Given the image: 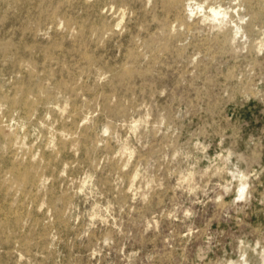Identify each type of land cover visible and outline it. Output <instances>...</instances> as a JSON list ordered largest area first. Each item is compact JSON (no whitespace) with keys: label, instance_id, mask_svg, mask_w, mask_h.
Wrapping results in <instances>:
<instances>
[{"label":"rangeland","instance_id":"1","mask_svg":"<svg viewBox=\"0 0 264 264\" xmlns=\"http://www.w3.org/2000/svg\"><path fill=\"white\" fill-rule=\"evenodd\" d=\"M262 201L264 0H0V264H264Z\"/></svg>","mask_w":264,"mask_h":264},{"label":"clouds","instance_id":"2","mask_svg":"<svg viewBox=\"0 0 264 264\" xmlns=\"http://www.w3.org/2000/svg\"><path fill=\"white\" fill-rule=\"evenodd\" d=\"M211 145H208L207 147H205L204 151L207 153L208 151V148L210 147ZM208 169H206L207 171ZM191 175V173H190ZM228 175L231 176V179H232V182H235L237 181L238 179V176L236 173L232 172V171H229L228 172ZM247 179H249V177L245 176V174L243 173V171H240L239 172V180L241 181V183H239L238 185H235V192H236V195L234 197V200L232 201L233 203H237V202H246V196H247V201L250 199V193H248V188L250 187V185L248 183H244L243 181H246ZM229 181H225V184H228ZM199 187V186H197ZM195 189H192L190 191V194L192 192H194ZM232 193V189L231 188H225L224 189V195L223 196H217L216 197V200L217 202H221L223 201L224 202V196L228 195ZM262 203H264V201H262ZM185 215L186 216H190L191 213L186 211L185 212ZM243 244V240H239L238 241V252H239V247L240 245ZM247 255V253H245V256ZM240 259H243L242 257ZM228 260V264H237V261L236 260H233V259H227Z\"/></svg>","mask_w":264,"mask_h":264},{"label":"bare ground","instance_id":"3","mask_svg":"<svg viewBox=\"0 0 264 264\" xmlns=\"http://www.w3.org/2000/svg\"><path fill=\"white\" fill-rule=\"evenodd\" d=\"M214 14H215V15H218V14H219V12H214Z\"/></svg>","mask_w":264,"mask_h":264}]
</instances>
